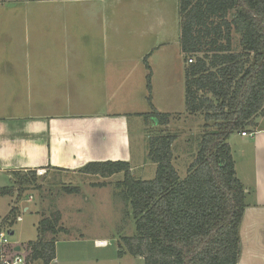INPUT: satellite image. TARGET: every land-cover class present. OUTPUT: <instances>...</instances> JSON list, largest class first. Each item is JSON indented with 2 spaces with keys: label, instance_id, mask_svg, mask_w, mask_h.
Segmentation results:
<instances>
[{
  "label": "crops",
  "instance_id": "obj_1",
  "mask_svg": "<svg viewBox=\"0 0 264 264\" xmlns=\"http://www.w3.org/2000/svg\"><path fill=\"white\" fill-rule=\"evenodd\" d=\"M107 4L108 0H0V190L12 187L14 173L20 171L75 175L89 163L105 161L128 162L133 174L145 168L151 162L146 159L150 136L144 137L142 164L136 166L130 120L152 113L146 59L155 109L188 117L189 63L185 56L182 59L180 41L175 63L154 57L158 51L151 42L139 41L132 33L128 42L120 41L119 13L109 12ZM111 32L118 35L115 41H110ZM162 86L166 108L157 104ZM151 122L152 133L161 128L156 120ZM253 129L247 136L238 132L241 141L231 143L232 136L228 140L247 193L239 264H264V113ZM150 167L156 173L157 165L152 162ZM5 197L8 201L2 203ZM11 210L9 196L0 194V220ZM28 211L25 205L23 212ZM101 241H96L98 247L105 246Z\"/></svg>",
  "mask_w": 264,
  "mask_h": 264
},
{
  "label": "trees",
  "instance_id": "obj_2",
  "mask_svg": "<svg viewBox=\"0 0 264 264\" xmlns=\"http://www.w3.org/2000/svg\"><path fill=\"white\" fill-rule=\"evenodd\" d=\"M179 16L181 49L187 61L193 60L186 70V108L190 114L204 113L216 130L204 134L185 178L173 165L177 135L166 131L149 139V159L157 165L152 180L135 178L125 161L92 162L80 172L103 179L123 174L117 188L131 207L126 214L134 219L135 234L122 238V255L141 257L145 264H239L247 193L228 140L264 113V0H179ZM145 62L152 109L146 117L166 127L172 115L155 109L152 72ZM30 174L35 177L36 171L14 173L19 197L31 188ZM13 191L14 186L0 194ZM18 213L14 207L0 220V231L13 228ZM37 230L27 264H51L60 235L70 232L62 213L43 217Z\"/></svg>",
  "mask_w": 264,
  "mask_h": 264
},
{
  "label": "rangeland",
  "instance_id": "obj_3",
  "mask_svg": "<svg viewBox=\"0 0 264 264\" xmlns=\"http://www.w3.org/2000/svg\"><path fill=\"white\" fill-rule=\"evenodd\" d=\"M80 8L79 10H85ZM93 9L100 10V7L94 5ZM107 9L109 12L119 13L118 20L121 21L119 28L122 29L118 34L120 41L128 42L127 37L132 33L136 35V38L139 36V41L144 38L145 41L151 42L154 50L156 48L155 51H158L154 57L165 56L172 62L177 58L176 53L180 41L179 0H108ZM115 37L111 32L110 41H115ZM238 44L239 36L236 35V47ZM189 58L196 60L195 56H189ZM182 59L184 60V55ZM163 82L165 81L162 80L161 83ZM158 89L157 104L165 107L167 94L163 95V90L160 91L165 90V87ZM186 115L188 117L172 115L170 123L172 129L168 130L167 126L161 127L153 133L149 129L150 126L153 127L150 118L148 121L147 117L130 120L136 166L142 164L140 148L145 138L148 136L151 138L153 135L166 131V133L177 135L178 141L173 144V156L175 155L173 165L181 178L186 177L190 165L197 156L204 134L216 130L213 122H206L204 113L190 114L188 112ZM148 123L149 126H147ZM254 126L255 119L252 125L238 132L248 133L254 130ZM238 132L232 135L231 143L241 141ZM149 141V139L146 140L148 144L146 159H149ZM151 163L152 161H147L145 168L136 169L134 174L132 172L133 176L141 180L154 179L156 173L155 169L150 167ZM244 168L245 166H242V170ZM28 177L33 181L29 190L19 197L17 189L19 183H13L14 191L12 195H9L11 209L19 205V214L22 218L13 226L14 235L10 238L11 242L26 245L29 241L36 240L39 221L58 210L62 213V225L70 232L68 235H60L57 243V258L51 264H145L141 257L122 255V238L135 234L134 219L126 214L127 210L131 214V207L127 206L122 195H119L121 189L117 188V183L123 180V174L103 179L82 172L75 175H64L50 171L48 176L47 172L43 176L36 172L35 177L31 174ZM16 180L19 181L17 177ZM9 186H12L11 183ZM66 188H77L80 191L69 194L64 191ZM30 198H32L29 201L31 203L27 204L26 200ZM6 201L8 197L2 198V203ZM25 205L30 208V211L23 212ZM98 240H103L101 242L105 246L98 247L96 245Z\"/></svg>",
  "mask_w": 264,
  "mask_h": 264
},
{
  "label": "built area",
  "instance_id": "obj_4",
  "mask_svg": "<svg viewBox=\"0 0 264 264\" xmlns=\"http://www.w3.org/2000/svg\"><path fill=\"white\" fill-rule=\"evenodd\" d=\"M193 63V60H189ZM243 136L249 135L247 132L242 133ZM251 135V134H250ZM39 175L43 176L45 170H37ZM32 198H30V201ZM22 218L19 216L17 221ZM12 229L3 228L0 231V264H27V258L31 254V249L28 244H15L10 241Z\"/></svg>",
  "mask_w": 264,
  "mask_h": 264
},
{
  "label": "water",
  "instance_id": "obj_5",
  "mask_svg": "<svg viewBox=\"0 0 264 264\" xmlns=\"http://www.w3.org/2000/svg\"><path fill=\"white\" fill-rule=\"evenodd\" d=\"M14 235V232H11V236H13Z\"/></svg>",
  "mask_w": 264,
  "mask_h": 264
}]
</instances>
